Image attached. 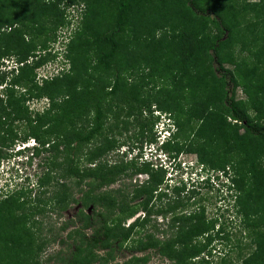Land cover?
I'll use <instances>...</instances> for the list:
<instances>
[{
  "label": "trees",
  "instance_id": "1",
  "mask_svg": "<svg viewBox=\"0 0 264 264\" xmlns=\"http://www.w3.org/2000/svg\"><path fill=\"white\" fill-rule=\"evenodd\" d=\"M62 1L69 6L84 2L89 9V14L88 12L86 15L83 14L85 15L83 30L81 33L79 31L76 33L82 38L72 40L68 44L67 53H64L66 57L70 58L68 56L71 53H73L71 61L77 57L75 55L81 52V46L87 41L86 38L89 35L95 38L96 33H93V30L97 25L101 28L109 26L106 31L99 33L101 36L97 39L96 45L104 44L106 48L96 57V63L104 70L115 66L116 71L108 91H101L99 94L96 90L90 89L96 92L93 96L95 99L90 98L94 113L92 123L88 129H82L81 133H74L76 137L74 135L75 145L72 149L71 141H69L71 136L65 144L68 150L67 163L65 166L61 165L64 170L61 178L62 180L73 178V184L79 191V198L70 200L79 203L82 207L76 214L80 226L66 235L67 238H72V246L68 253L62 255L59 251L48 257L47 262L53 260L58 264H110L114 260V253L121 249L129 235L146 224L149 214L148 209L143 208L145 214L142 220L136 217L127 226H123L124 221L135 214L128 207L129 202L126 200L128 193L125 194L124 190L119 189L99 191L100 188L113 183L114 172L117 171L118 166L94 163V158L111 148L109 140L101 135L103 119L109 113H114L112 115L114 118L119 116V113L112 109L102 110L101 105L105 97L120 89L121 83L130 89L126 73H130L133 77L137 75L136 71L142 72L138 75L140 82H133L135 91L130 92L123 116L131 117L135 111L138 113L142 109L151 115L149 108L154 104L161 111L176 113L180 110L186 113L187 117L199 122L195 128L187 126L179 133L182 140L189 141L192 131L195 137L202 141H207L210 135H214L220 137L225 151L219 161L207 162L200 153V145L186 150H192L198 160L202 163L207 162L210 168L224 170V165L230 164L234 173L233 177H230V188L238 192V202H241V197H248L251 193L257 192L258 196L264 195L263 41L261 38L256 41L249 37L251 30L241 29V32L244 30L245 35L241 38L242 49L240 50L252 48L251 55L246 60L241 59L230 48L237 41L240 29L237 22L231 24L228 21L229 17L237 18L242 13L251 12L255 14L252 26L261 27L264 25V0L244 3L235 10L231 8V4L221 8L214 0L208 5L204 0H19L21 11L16 8L14 0L13 3L9 0H0V56L11 52L17 57L19 65L16 67L17 75L12 79V84L27 78V72L42 64V60H39L40 55L33 56L35 47L32 37L46 35L48 29L63 23L62 12L58 7ZM18 12L21 16L17 15ZM3 26L9 29V34L2 33ZM187 29L190 31H186ZM25 33L32 36L30 41L25 39ZM249 43L251 46H246ZM257 47H260L259 50L262 48L261 51ZM116 54L118 59L110 65ZM30 57L33 59L27 62ZM227 64L230 65V69L224 67ZM70 69L73 72L75 70L77 74L70 78L73 81L80 76V72L74 64ZM70 80L67 79L69 82ZM56 81L55 78L44 82L43 87H33L38 97L48 98L52 105L59 87L64 88L65 82L58 81L54 85ZM74 83H76L75 80L71 88ZM151 86L156 87L158 92L151 93ZM237 89L242 92L244 98L235 99ZM68 90H59L63 92L62 105L69 98ZM76 94H79L83 101L79 103L77 99L70 104V107L78 110L90 102L89 98L84 99L83 96H90L91 92L81 89ZM71 95L73 96V92ZM197 95H202L203 98L197 100ZM12 96L13 92L9 90L6 93V106L0 105L1 118L8 114L7 106L16 108L18 102ZM61 107L59 105V108ZM47 117L50 116L39 115L30 119V125L34 119L39 122ZM139 121L137 120V123ZM176 125L178 127V122ZM52 126L55 127L56 123ZM31 130L33 138L41 141L38 129L31 128ZM96 135L102 137V141L99 145L85 151V154L92 156L87 162L92 167L73 170L71 164L73 161L68 156L71 150L78 152L82 144L89 143ZM190 145L193 146L192 143ZM136 173H144L148 177L137 188L134 187L133 198L142 197L148 200L152 192L157 190L158 174L151 171L148 163H141ZM43 182L40 181V183ZM67 190L66 183L61 181L48 197L58 204V210L66 208ZM35 202L39 204L41 201L36 197ZM24 204L19 203L18 198L14 196L0 199V264H29L25 261L27 256H31L30 262L32 260L34 243L28 239L29 232L23 235V229L18 226L20 218L29 214L26 210L24 213ZM238 206H241L239 212L243 217V225L247 227L245 213L247 207H243L242 204ZM179 207L178 201L167 202L160 207L159 215L166 217L177 211ZM88 208L90 212L84 214L83 209ZM41 212L42 209H38L36 213ZM260 221L261 219L257 224L261 226ZM15 228L17 230H12ZM213 228L214 223L206 222L201 214H174L170 217L166 230L163 231L166 237L155 239L144 234L141 238L132 241L131 245L134 246L131 249L141 252L153 248L160 257L167 260L165 264H210L209 250L203 257L198 256L202 248H206L213 240V235L221 233L215 231L213 234ZM88 230L90 232L87 234ZM208 230L211 231L209 236L206 235ZM201 235H204L206 243L200 245L192 243L193 238ZM256 237L257 239L253 241L254 251L243 258L240 264L260 261V264H264V242L263 245L261 243L264 239V229L258 232ZM193 258H196L195 262L190 263L189 260ZM146 260H148L147 255L132 257L122 264H143Z\"/></svg>",
  "mask_w": 264,
  "mask_h": 264
},
{
  "label": "rangeland",
  "instance_id": "2",
  "mask_svg": "<svg viewBox=\"0 0 264 264\" xmlns=\"http://www.w3.org/2000/svg\"><path fill=\"white\" fill-rule=\"evenodd\" d=\"M9 1L13 3V0ZM214 1L221 8L231 4V8L233 7L235 10V8L241 7L244 3L258 0H246L245 2L242 0ZM204 2L208 5L213 3V0H204ZM14 3L19 11V0H14ZM7 5H9L8 2ZM58 7L62 12L63 23L61 25L48 29L46 35L39 37L35 35V37H32L25 33L27 41H30L32 37L35 47L33 56L40 55L41 58L39 60H42V64L27 72V78L12 84V79L17 75L16 67L19 66L17 57L11 52L0 56V105L6 106V93L9 90L13 92L14 97H12L17 99L16 101L18 102L15 109L7 106V111L9 110V112L7 115H3V118H1L2 114L0 115V199L14 196L18 198L19 203H25L23 205L24 213L25 210L29 211V214H25L24 217L20 218L18 224L19 228L24 231L23 235L29 232L28 239L35 246L31 262L29 261L31 256L25 257V261L29 262V264H58L56 261L47 262L46 260L59 251L62 255H66L71 249L72 238H67L66 235L75 227L80 226L76 214L82 207L79 203H74L70 200L72 198L77 200L80 196L79 191L73 184V178H64V180L61 178L62 173H64L61 165L65 166L67 163L66 154L68 150H66L65 144L71 136L69 141H71L72 149L75 145L76 135L74 133H81L82 129H88L90 123H92L94 113L91 107L92 99L90 98L92 97L94 100L93 96L96 92L90 89L96 90L99 94L101 91H108L109 84L112 83L116 71L115 66L104 70L96 63V57L103 53L106 48L104 44L96 45L98 43L97 39L101 36L99 33L106 31L109 26L107 28L102 26L101 28L97 25L93 30V33H96L95 38L90 37V35L86 38L87 41L81 46V52L75 55L77 57L73 58V61H71L73 53L68 54L70 58L66 57L64 53H67L68 44L72 40L76 41L82 38L81 35L76 33L77 31L81 33L83 30L85 15L87 12L89 14V9L84 2L69 6V4L62 1ZM141 10L143 11V8ZM83 14L85 15L83 16ZM17 15H20L19 12ZM254 15V13L247 12L242 13L237 18H234V16L233 18L229 17L228 20L231 24L237 22L238 29H240L236 38L237 41L230 48L236 56H240L241 59L245 60L251 55L252 48L240 50L242 49L240 41H242V36L245 35L244 30H251L252 33L249 37L256 41L261 38L264 50V25H261V27L252 26ZM131 21L133 23V20ZM241 29L244 30L241 32ZM1 30L2 33H10L6 26H3ZM186 31L190 30L187 29ZM74 41L72 42L73 45ZM246 46L251 45L249 43ZM259 48L257 47L258 50ZM31 59L33 58H28L27 62ZM116 59H118L117 54L110 65ZM72 63L78 67L80 76L74 79L76 83L71 88L74 80L71 81L70 78L77 75L75 70L73 72L70 69L71 66L73 67ZM81 64H83L82 68L80 67ZM224 67L230 69L228 64L224 65ZM136 72L137 75L133 77L130 73H126L127 84H130V89L121 83L120 89H117L114 94L105 97L101 105L102 110L112 109V111L119 113V116L114 118L112 116L114 113H109L103 119L101 135L109 140L111 148L100 154L99 157L94 158V163L100 162L105 166H118L117 171L114 170L113 183L107 187L100 188L99 191L119 189L124 190L125 194L128 193L126 196V200L129 202L128 207L135 214L124 221V227L136 217L142 220L145 214L143 208L148 209L149 216L146 224L135 229L126 239V242L122 244L121 249L114 253V260L110 264H122L129 261L132 257L145 255L148 256V260L143 264L167 263V260L160 257L155 249L149 248L145 251L135 252L136 250L131 249L134 246L131 244L132 241L141 238L144 234L150 235L155 239L166 237L163 235V231L166 230L170 217L174 214L183 213L190 215L201 214L202 219L206 222L211 221L214 223L213 234L215 231L221 232L218 235H213L214 238H212L213 240L209 242L208 246L202 248L199 258L203 257L206 251L209 250L211 253L210 264H220L221 259L222 264H240L243 258L254 251L255 245H253V241L257 239L256 234L264 229V195L258 196L257 192H255L248 197H241V202L237 201L238 192L224 183V179L230 182V177L234 175L230 164H225L224 170L210 168L207 165L208 161L217 162L224 155L225 150L222 140L220 137L210 135L207 141H202L195 137L193 131L189 135V141L182 140L179 133L185 130L187 126L195 128L197 122H199L194 118L187 117L186 113L180 110L176 113L161 111L154 104L149 108L152 112L151 115L142 109L138 113H135V111L131 117L123 116L127 108L126 101L130 92L135 91L133 82H140L138 75L142 72ZM262 73L264 75V71ZM55 78L57 81L54 85L58 81H65L63 83L64 88H60V86L59 90L64 91L71 88L67 91L69 98L63 105V92L58 90L54 98L55 102L52 105L48 98L44 96L38 97L33 88L43 87L44 82H49ZM87 82H91V84H87ZM66 85L68 86L65 87ZM156 86L160 89L158 85ZM157 88L151 86V93L158 92ZM81 89L91 92L90 96H83L84 99L89 98L90 102L81 109H72L70 104H73L75 100L78 99L77 102L79 103L83 101L79 94L75 95ZM72 92L73 96L71 95ZM64 94L66 95V93ZM196 98L199 100L203 96L197 95ZM242 98H244L242 92L237 89L235 91V99ZM59 105L60 107L62 105V107L59 108ZM184 106L186 107V105ZM39 115H42V117L49 115L50 117L44 118L39 122L34 119V122L30 125V119ZM161 119L169 120L173 125V132L169 138H166V134H164V138L159 136L160 130L165 128L164 123H158ZM137 120H140L139 123H137ZM177 122L178 127L176 125ZM55 123L56 126L53 127L52 124ZM31 128L38 129L41 141L33 138ZM28 139L34 140L39 145V148L32 152L30 148L20 150L21 143ZM101 141L102 137L96 135L89 143L82 144L78 152L71 150V154L68 156L73 161L71 163L73 170L92 167V165L87 163L92 156L85 154V151L92 146L99 145ZM191 143L193 146H189ZM198 145L201 147L200 153L207 160L206 163L200 162L192 150H186L189 147L194 149ZM141 163H148L151 171L157 173L159 178L157 190L152 192L148 200L142 199V197L133 198L132 190L134 187L137 188L148 177L144 173L135 174ZM207 173L211 174L207 176ZM41 180L44 182L40 183ZM61 181L65 182L68 187L65 197L66 208L64 210H58V204L53 199L48 198L56 190L57 183L60 184ZM82 188L85 189L86 187ZM96 193L99 192L96 191ZM36 197L41 201L39 204L35 202ZM171 201H178L179 209L166 217L159 215L160 207ZM238 204L247 207L245 210L247 227L243 225V217L239 212L241 206H238ZM38 209H42L39 214L36 213ZM89 212V208L83 209L84 214ZM260 219L261 226L257 224ZM259 229L261 230L259 231ZM12 230H17V228ZM86 232L88 234L90 231ZM210 232L208 230L206 235L209 236ZM263 242L264 239L261 240L262 245ZM192 243H198L199 245L206 243L204 235L193 238ZM99 253L101 254V252ZM195 259L193 258L189 262L193 263ZM260 263L261 261L249 264Z\"/></svg>",
  "mask_w": 264,
  "mask_h": 264
},
{
  "label": "clouds",
  "instance_id": "3",
  "mask_svg": "<svg viewBox=\"0 0 264 264\" xmlns=\"http://www.w3.org/2000/svg\"><path fill=\"white\" fill-rule=\"evenodd\" d=\"M157 116H159V115H157ZM158 123H164L165 124V128L160 130L159 136H161V138H164V134H166V138H169V136L173 132V125L169 122V120L165 121V119H161V121L158 122ZM25 148H30V151L32 152L35 149L39 148V145L36 144L34 142V140L28 139L27 141L21 143V149L20 150H23ZM210 174L211 173H207V176L210 175ZM208 179H210V178H208ZM224 180H225L224 183L227 184V186H230V182L227 179H224Z\"/></svg>",
  "mask_w": 264,
  "mask_h": 264
}]
</instances>
